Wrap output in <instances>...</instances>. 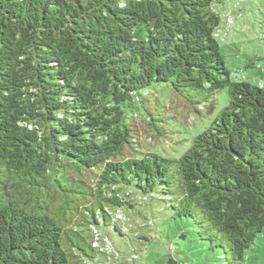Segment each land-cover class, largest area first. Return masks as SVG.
I'll list each match as a JSON object with an SVG mask.
<instances>
[{"label":"trees","instance_id":"1","mask_svg":"<svg viewBox=\"0 0 264 264\" xmlns=\"http://www.w3.org/2000/svg\"><path fill=\"white\" fill-rule=\"evenodd\" d=\"M226 2L0 0V264H135L108 229L149 244L157 213L245 262L264 230V84L226 65ZM261 61L244 69L264 79ZM162 86L194 109L229 97L179 158L140 145L141 126L164 135Z\"/></svg>","mask_w":264,"mask_h":264},{"label":"rangeland","instance_id":"2","mask_svg":"<svg viewBox=\"0 0 264 264\" xmlns=\"http://www.w3.org/2000/svg\"><path fill=\"white\" fill-rule=\"evenodd\" d=\"M217 10L221 14L222 22L216 36L232 77L253 85L264 84V79L257 74L256 69H244L246 64L254 60L256 54L264 57V0H227ZM256 64L264 67V61ZM148 98L152 105L157 107L156 115L162 120L159 125L164 129V135L155 137L147 127L141 126V148L172 158H179L188 149L192 139L211 125L229 101L227 91H221L207 103L196 105L194 109L166 86L152 88ZM211 104L214 105L213 110L209 108ZM138 124L142 125L141 120ZM131 198L132 202H139L135 196L131 195ZM155 216L156 226L147 231L153 236L149 244L135 238H131V244L129 238H120L117 233L108 229L109 234L124 249L127 243L134 248L135 253L139 255L135 264H167L170 257L178 260L179 264H221L224 260L220 258L219 250H210L209 245L194 237L179 239L177 236L180 229L168 216L162 217L158 213ZM121 220L130 234L141 228V222L137 223L122 216ZM142 224L145 226V223ZM178 243L180 246L176 245ZM243 264H264V230L252 249L247 252Z\"/></svg>","mask_w":264,"mask_h":264}]
</instances>
